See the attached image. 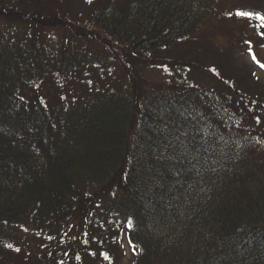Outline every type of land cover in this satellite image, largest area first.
I'll return each mask as SVG.
<instances>
[{
	"label": "trees",
	"instance_id": "obj_1",
	"mask_svg": "<svg viewBox=\"0 0 264 264\" xmlns=\"http://www.w3.org/2000/svg\"><path fill=\"white\" fill-rule=\"evenodd\" d=\"M255 3L243 13L264 20ZM209 9L0 0V19L32 28L0 40L2 264L89 250L103 264H264V87L229 53L198 59Z\"/></svg>",
	"mask_w": 264,
	"mask_h": 264
},
{
	"label": "rangeland",
	"instance_id": "obj_2",
	"mask_svg": "<svg viewBox=\"0 0 264 264\" xmlns=\"http://www.w3.org/2000/svg\"><path fill=\"white\" fill-rule=\"evenodd\" d=\"M207 1L212 3V9L205 10L200 16L198 32L195 35L201 37L200 43L204 44V47H206L204 49L207 51L200 53L195 48L194 53L200 56H198L199 60L206 55L204 59H201L204 63H208V55L229 53V56L235 59V72H240L237 71L240 67L242 71L247 72V83L250 84V87L256 88L255 91H262L264 87V20L260 17L258 19L256 16L250 17V14L246 15L242 11L246 7L256 4V0ZM53 28L46 29L48 36L53 35L56 38L64 36L61 27ZM31 31L32 28L28 24L0 19V40H13L21 37L25 32L30 33ZM144 72L148 79L154 81L163 80L167 75L162 68L150 67L145 69ZM207 75L210 76L209 73ZM116 77L117 75H115ZM193 82L201 85L204 89H207V86L211 84L206 77L196 80V75ZM88 254L87 262H84V260L58 262L54 259L50 261L45 256L39 258L38 264H103L101 255H96L91 250L88 251ZM6 257L10 259L8 253L0 252V264L3 263ZM120 257L122 259L129 257L127 235L123 230L120 234ZM28 264L34 263L30 261Z\"/></svg>",
	"mask_w": 264,
	"mask_h": 264
}]
</instances>
